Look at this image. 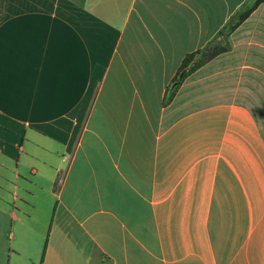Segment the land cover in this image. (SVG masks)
Returning <instances> with one entry per match:
<instances>
[{"label":"crops","instance_id":"obj_1","mask_svg":"<svg viewBox=\"0 0 264 264\" xmlns=\"http://www.w3.org/2000/svg\"><path fill=\"white\" fill-rule=\"evenodd\" d=\"M257 1L0 0V264H264Z\"/></svg>","mask_w":264,"mask_h":264},{"label":"trees","instance_id":"obj_2","mask_svg":"<svg viewBox=\"0 0 264 264\" xmlns=\"http://www.w3.org/2000/svg\"><path fill=\"white\" fill-rule=\"evenodd\" d=\"M261 4H264V0H258L252 6H245L242 11L231 19L228 25L220 32V36L225 37L223 44L207 46L204 49L198 50L186 56L173 80L174 87L171 90V94L165 98L163 102L164 106L168 105L172 101L179 87L192 74L211 62L217 56L227 53L230 50L228 35L236 30Z\"/></svg>","mask_w":264,"mask_h":264},{"label":"rangeland","instance_id":"obj_3","mask_svg":"<svg viewBox=\"0 0 264 264\" xmlns=\"http://www.w3.org/2000/svg\"><path fill=\"white\" fill-rule=\"evenodd\" d=\"M9 226H10V229H11V226H12V221L11 220L9 221ZM7 264H8V262H7Z\"/></svg>","mask_w":264,"mask_h":264},{"label":"built area","instance_id":"obj_4","mask_svg":"<svg viewBox=\"0 0 264 264\" xmlns=\"http://www.w3.org/2000/svg\"><path fill=\"white\" fill-rule=\"evenodd\" d=\"M64 159H65V160H68L69 158H68V156H65Z\"/></svg>","mask_w":264,"mask_h":264}]
</instances>
